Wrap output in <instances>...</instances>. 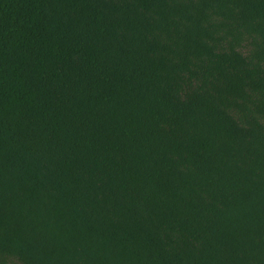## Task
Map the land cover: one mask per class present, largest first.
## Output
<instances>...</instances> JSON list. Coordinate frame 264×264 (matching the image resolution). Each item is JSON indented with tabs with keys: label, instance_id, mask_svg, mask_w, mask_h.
I'll return each instance as SVG.
<instances>
[{
	"label": "trees",
	"instance_id": "1",
	"mask_svg": "<svg viewBox=\"0 0 264 264\" xmlns=\"http://www.w3.org/2000/svg\"><path fill=\"white\" fill-rule=\"evenodd\" d=\"M0 264H264V0H0Z\"/></svg>",
	"mask_w": 264,
	"mask_h": 264
}]
</instances>
